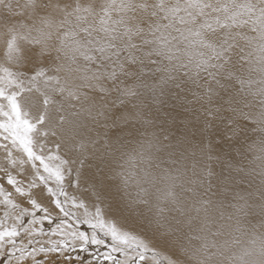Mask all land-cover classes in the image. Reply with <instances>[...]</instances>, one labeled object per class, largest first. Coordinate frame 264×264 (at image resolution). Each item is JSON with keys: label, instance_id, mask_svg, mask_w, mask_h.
I'll return each instance as SVG.
<instances>
[{"label": "snow or ice", "instance_id": "1", "mask_svg": "<svg viewBox=\"0 0 264 264\" xmlns=\"http://www.w3.org/2000/svg\"><path fill=\"white\" fill-rule=\"evenodd\" d=\"M80 253L264 264V0H0V264Z\"/></svg>", "mask_w": 264, "mask_h": 264}, {"label": "rangeland", "instance_id": "2", "mask_svg": "<svg viewBox=\"0 0 264 264\" xmlns=\"http://www.w3.org/2000/svg\"><path fill=\"white\" fill-rule=\"evenodd\" d=\"M87 230L86 229V226H82V230ZM91 251H95V249H90ZM101 251H103V249H101ZM162 253V255H163V253L164 252H161ZM76 254L77 253H75V252H73V253H71V255L73 256V257H75L76 256ZM80 255V258H81V261L83 262V264H88V261L90 260V259H92V257H90L89 255H88V253H80L79 254ZM85 257V258H84ZM88 257V259H86ZM72 264H76V261H75V259H73V261H72Z\"/></svg>", "mask_w": 264, "mask_h": 264}, {"label": "bare ground", "instance_id": "3", "mask_svg": "<svg viewBox=\"0 0 264 264\" xmlns=\"http://www.w3.org/2000/svg\"><path fill=\"white\" fill-rule=\"evenodd\" d=\"M256 135H257V134H254V133L251 134V139L248 141V143H251L253 140H255V139H256ZM252 157H253V154H252V153H249V154H248V158H249V159H252ZM245 163H247V161H246ZM253 223H255V221H253ZM84 230H85V229H84ZM160 251H161V252H164L163 249H160ZM76 255H77V254H76ZM72 257H73V256H72ZM84 258H85V257H84ZM86 259H88V257H87Z\"/></svg>", "mask_w": 264, "mask_h": 264}]
</instances>
